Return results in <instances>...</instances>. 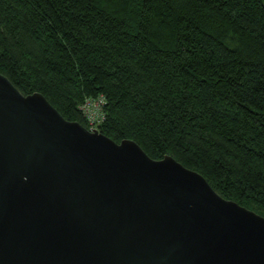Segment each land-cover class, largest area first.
I'll use <instances>...</instances> for the list:
<instances>
[{
	"label": "trees",
	"instance_id": "1",
	"mask_svg": "<svg viewBox=\"0 0 264 264\" xmlns=\"http://www.w3.org/2000/svg\"><path fill=\"white\" fill-rule=\"evenodd\" d=\"M0 73L88 129L171 156L264 218L261 0H0Z\"/></svg>",
	"mask_w": 264,
	"mask_h": 264
},
{
	"label": "water",
	"instance_id": "2",
	"mask_svg": "<svg viewBox=\"0 0 264 264\" xmlns=\"http://www.w3.org/2000/svg\"><path fill=\"white\" fill-rule=\"evenodd\" d=\"M0 264H264V218L0 73Z\"/></svg>",
	"mask_w": 264,
	"mask_h": 264
},
{
	"label": "built area",
	"instance_id": "3",
	"mask_svg": "<svg viewBox=\"0 0 264 264\" xmlns=\"http://www.w3.org/2000/svg\"><path fill=\"white\" fill-rule=\"evenodd\" d=\"M106 100L103 95L86 97L80 106V111L87 123L88 130H98L105 121Z\"/></svg>",
	"mask_w": 264,
	"mask_h": 264
},
{
	"label": "rangeland",
	"instance_id": "4",
	"mask_svg": "<svg viewBox=\"0 0 264 264\" xmlns=\"http://www.w3.org/2000/svg\"><path fill=\"white\" fill-rule=\"evenodd\" d=\"M262 1V3L264 4V0H261Z\"/></svg>",
	"mask_w": 264,
	"mask_h": 264
}]
</instances>
